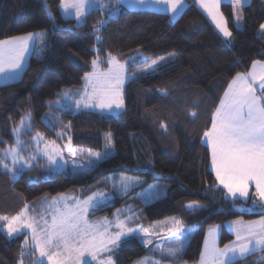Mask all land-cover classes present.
<instances>
[{
	"label": "trees",
	"instance_id": "trees-1",
	"mask_svg": "<svg viewBox=\"0 0 264 264\" xmlns=\"http://www.w3.org/2000/svg\"><path fill=\"white\" fill-rule=\"evenodd\" d=\"M189 3L176 18L164 12L133 10L108 0L105 7L90 9L84 21L61 14V0H0V40L46 33L44 43L35 36L27 67L21 77L0 85V148L14 143L13 128L27 110L32 111L31 130L23 137L42 134L61 141L56 132L69 131L79 147L101 149L105 131L112 133L115 154L102 160L83 176L56 171L45 176L44 161L38 159L12 179L0 165V216H13L27 203L43 195L74 192L86 195L98 187L114 194L109 202L91 210V216L111 215L117 208L138 201L148 221L178 216L194 230L181 260L197 262L206 229L222 226L220 244L233 235L225 222L237 217L252 219L257 211L245 208L248 200L230 197L218 185L209 168L210 153L202 136L230 80L256 61H264V0L242 6L243 27L235 25L230 3L221 11L232 33L225 41L196 7ZM103 20L96 43L94 25ZM97 45V48H95ZM140 52L128 70L154 64L161 72L135 78L124 88L125 109L119 114L90 110H61L52 102L61 93L77 89L98 54L107 66L109 53L126 60ZM51 102V103H50ZM49 109L61 114L52 122L42 119ZM58 109V110H57ZM127 185V187H125ZM196 201L194 207L186 204ZM242 208H238L241 207ZM244 207V208H243ZM0 222V264H16L19 258L33 260L35 251L24 245L25 234L8 237ZM143 244L132 237L114 253L117 264H132L146 254ZM233 264H264V250L234 260Z\"/></svg>",
	"mask_w": 264,
	"mask_h": 264
},
{
	"label": "snow or ice",
	"instance_id": "snow-or-ice-1",
	"mask_svg": "<svg viewBox=\"0 0 264 264\" xmlns=\"http://www.w3.org/2000/svg\"><path fill=\"white\" fill-rule=\"evenodd\" d=\"M164 2L168 3L171 10L175 12L181 0H164ZM219 2L220 0H200V3L214 20H216V9ZM242 2L243 0H232L234 6H237V20L241 18L238 8ZM116 3L119 4L120 0H116ZM138 3L144 4L145 0H138ZM61 5L66 11L68 9L75 10L74 15L78 23L86 16L89 7L96 6L95 0H61ZM100 7L103 8L104 5L101 3ZM116 10L118 11V8ZM99 23L103 25L104 21L101 20ZM216 26L225 37H231L232 33L225 23L217 21ZM93 27L99 33L100 29L95 25ZM260 28L264 30V24H261ZM35 36L41 38V44L44 43L46 37L44 32H29L24 36L0 41V74H4L7 78L15 76L21 67L23 54L28 51L29 42ZM96 39L99 41L101 37L97 35ZM97 59L92 60L93 70L85 72L83 77L86 85L92 84L93 91L88 93L87 88H85V92L80 94V99L75 100L74 103L77 108L81 104L84 107H96L102 110L112 109L113 105L120 108L123 105L120 87L130 74L127 63H121L116 56L109 53L108 62L111 67L104 74L103 79L106 86L99 88L96 83H93L99 80L96 71ZM6 68L9 71H6ZM131 75L134 76L135 74ZM256 79L254 73L248 75L237 73L236 78L229 85V91L225 92L227 102L221 101V106L216 109L213 115L211 129L205 131L204 136L208 138L207 142L211 147L212 166L216 172V178L227 189L228 193L233 197H236L237 194L241 197H247L249 183L254 181L255 195L264 201V75L259 76V89L261 90L259 96L256 94L257 88L254 87ZM63 95L68 96V92H64ZM26 120L30 127V113L21 117L19 126L13 128V133L17 135L16 143L4 150L5 158L0 159V165L8 169L9 164L6 162V158L11 157L12 167L10 170L14 174L21 170L17 167L21 160L30 164V160L20 154L19 145L21 141L18 138L21 130L25 127ZM37 137H40V133H37L33 139ZM70 141L71 138L69 137V145L64 147L69 148L71 153ZM50 143L52 147L49 149L46 144L43 154L48 157L49 161L55 162V157L60 155V150L56 147L55 141ZM108 144H111L110 133L108 134ZM94 155L97 158L100 156L99 153ZM31 159L34 160L36 157L31 156ZM106 200L107 196L104 193L96 191L83 201H77L72 208L65 205V211L60 212L57 209L58 215L52 217L51 225L42 229L44 233L42 237L36 235L35 221L29 222V219L24 216L23 210L12 217L0 216V221L6 222L4 226L7 228L9 236L19 232L21 228L32 229V238L36 249L41 257L46 256L48 258L50 264H87V261H83L85 254L95 260L100 251H111L112 247L119 246L121 237L137 231L135 228L128 227L125 221L119 220L116 223L119 230L114 234L109 233L107 226H104L103 231H101L99 222L90 224L86 219L88 210L90 208L95 209ZM197 203L193 201L189 207ZM119 211L117 210V213ZM103 219L106 221V218ZM172 219L174 220V232H180L183 225L175 218ZM144 231L145 233L148 232L147 229ZM242 232L245 233L244 236L241 235ZM183 239V236L179 237L177 246L169 247L162 252H166L168 257L177 259L182 250L179 241ZM236 241L225 244L223 249H220L216 247L214 239L211 248L208 247L206 240L205 251L201 253V264H207L209 260L212 261V264H233L237 258V253L244 256L250 251L264 250V216L259 221H252L246 226L237 228ZM27 242L26 238L25 244ZM143 242L145 245L152 243L151 239H145ZM100 264H113L111 256H108L106 261H101ZM140 264H148V258H145ZM154 264H161V261H154Z\"/></svg>",
	"mask_w": 264,
	"mask_h": 264
},
{
	"label": "rangeland",
	"instance_id": "rangeland-1",
	"mask_svg": "<svg viewBox=\"0 0 264 264\" xmlns=\"http://www.w3.org/2000/svg\"><path fill=\"white\" fill-rule=\"evenodd\" d=\"M103 2L104 0H101V1L96 0L95 7H99L100 4ZM106 3H107V0L105 1L103 5L105 6ZM103 8L106 9L109 7H103ZM109 9L112 11V15L118 12L115 6ZM63 12H65V14L67 12H71L72 14H74L75 10L68 9L66 11L63 8ZM96 27L101 29V24L99 23ZM97 35L100 36L99 33H97L96 36ZM97 42L98 41L96 39V43ZM95 48H97V45H95ZM141 56L142 54L138 52L135 55L130 56L126 60H119L118 58L117 59L121 63H127V66L129 67L130 63L135 64L136 60ZM173 56L174 54L170 53L166 57L171 58ZM165 58H159L158 61L155 62L154 64H151L145 67L136 68L132 71L128 70L130 74L126 77V79L124 80L123 84L120 87V96L123 100V105L120 108H116L115 105H113L112 109L102 110L96 107H84L83 104H81V106L77 108L74 101L80 99V94L85 92V88H87L88 93H91L93 91L92 84L86 85V81L84 79H83V83L81 87L77 89L65 91V92H68V96H64L63 95L64 92L61 93V96L56 101L52 102V104L61 110H73V111L90 110V111H98L104 114H114V115L119 114L123 112L125 109L124 88L127 82L135 78L153 76L161 72L162 69L168 68V67L161 68V62ZM94 59H97L96 71L98 73L99 80L94 81L93 83H96L97 87L103 88L106 86L103 83L104 74L107 73L109 68L111 67V65L108 62L109 58H107L108 64L105 67L101 65V57L98 54L95 56ZM257 61H260V60H257ZM262 63H264V61ZM92 70H93V66L91 68V71ZM131 74H135V75L133 76ZM259 92L261 93V90ZM55 110L49 109L42 116V119L48 124V126L52 128H53L52 122L57 121L61 116V114ZM29 113L31 115V121H32L33 115H32L31 110H27L23 117H25ZM56 118L58 119L56 120ZM17 126H19V122L15 127ZM31 127H32L31 123L29 127L28 121L26 120L25 127L21 130L19 137H18L19 140L21 141V144L19 145L20 154L24 156L25 158H27L28 160H30V164L26 163L24 160L20 161L17 167L20 168L21 170L32 167L34 164H37L38 159H42L44 161V166H46L47 171H51L47 173L45 176H50V173L54 174V172L56 171H63L65 174L70 175V176H83L87 174L91 168L97 166L102 160L115 154V147L113 143L112 133L110 131L104 132L103 146L101 149H94L91 147H79L73 144L72 141H70V147L72 149V152L70 153L69 148L64 147L65 145H69V137L71 138L68 130L61 129L56 132V137L61 139L60 142L57 140H47L42 134H40V137H37L36 139H33V137H35L36 134L28 138L23 137V135H25L28 130H31ZM109 133L111 134V144H108V134ZM12 134L14 137V143L11 146H13L17 140V135L14 134L13 131H12ZM51 141H55L56 147L58 148V150H60V155H57L55 157V162L49 161L48 157L43 154V150H45L46 144L48 145L49 149L52 147L50 143ZM11 146L0 148V159L5 158L4 150L8 149ZM95 153L100 154L99 158H97V156L94 155ZM31 156H35L36 159L34 160L31 159ZM6 162L9 164V168L6 169L2 165L1 167L3 168V170L10 173L12 179L16 178L21 170L16 172L15 174L10 170L12 167L10 156L6 158ZM96 191L102 192L107 196V200L104 203L109 202L110 200L114 198V194L103 187H98L95 190L87 193L86 195H81V196L78 194H75L74 192H61V193H58L52 196L43 195L40 198L36 199L35 201L27 203L18 213H20L23 210L24 216L29 219V222L35 221L34 227L36 230V235L38 237H42L44 235L42 229L47 228L49 225H51L52 217L54 215H58L57 209H59L60 212H63L65 211V205H67L68 208H72L77 203V201H83L84 199L87 198V196L92 195V193ZM253 191L254 193L252 195L251 204L249 206H246L245 208H247L248 210H255V209L263 208L264 201H261L260 198L255 195L256 190L253 189ZM227 195L230 197H233L229 193H227ZM236 197L240 198V196H236ZM248 198L249 197L247 198L245 197L242 200L246 201L248 200ZM104 203H101V204H104ZM190 203H187L186 205L189 207ZM194 206H196V204L193 205L192 207ZM238 208H242V206ZM91 210H93V208H90L88 210L86 219L90 224H96L97 222H99L101 225V228H100L101 231H103L104 226H107L109 233L114 234L116 231L119 230L116 227L117 220L125 221L128 227L135 228L137 231L135 233L128 234L125 237H121L119 241V246L112 247L111 251H107V250L100 251L95 260H93L91 256L85 254V256L83 257V261H87V264H100L101 261H106L108 256H111L113 264H117L114 258V253L122 246V244L125 241L129 240L132 237L139 240L147 251L146 254L142 258H138L132 264H140V262L144 261L145 258H148V264H154V261H161V264H201V254H200L198 261L194 263H187L181 260L186 244L188 240L190 239V236L194 230V227L184 224L178 216L174 215V216H169L164 219L148 221L145 218L142 205L136 200L131 201L130 203L117 208L111 215H97L93 217L90 215ZM117 210H120L119 213H117ZM2 216H7V215H2ZM262 216L255 217L252 219H244L242 217H237V218L226 221L224 223L225 227L233 235V238L225 242L222 245L220 244V234H221L222 226L220 224H217V225H212L208 227L205 232V238L203 241L201 253L205 251V241L206 240L208 241L209 248L212 247L213 239H214L216 247L223 249L225 244H230L231 242L236 241V229L237 228L246 226L249 222H252V221H259ZM7 217H12V216H7ZM103 218H106V221ZM172 218H175L176 221H179L180 224L183 225L180 232H174V229H173L174 220ZM45 221H47V224H45ZM0 222L2 224L1 229L10 238L22 235L24 233L25 239L27 238V241H28L27 244H25V239H24V245L31 247V249H33L36 253L33 260L19 258L16 264H40V262H42V264H50L48 258L46 256L41 257L39 251L36 249L35 242L33 241V238H32L33 237L32 229L21 228L19 232L13 233L11 236H9L7 232V228L4 226L6 222H3V221H0ZM144 229H147L148 232L145 233ZM241 235L244 236L245 233L242 232ZM181 236H183L184 239L182 241H179V246L181 247L182 250L178 254L177 259L168 257L166 252H162V250H166L169 247L177 246L178 238ZM145 239H151L152 243L145 245V243L143 242ZM236 242L239 243L238 241ZM249 247L251 248V245ZM259 250L260 249H257L256 251H259ZM252 252H255V251H250L249 253H246L244 256H240L237 253L236 259L243 258ZM207 264H212V261L211 260L207 261Z\"/></svg>",
	"mask_w": 264,
	"mask_h": 264
},
{
	"label": "crops",
	"instance_id": "crops-1",
	"mask_svg": "<svg viewBox=\"0 0 264 264\" xmlns=\"http://www.w3.org/2000/svg\"><path fill=\"white\" fill-rule=\"evenodd\" d=\"M105 1L106 0H104V2L102 4H104ZM249 1L250 0H243L242 4L239 6L238 11H239V14L241 16V18L239 20H237V6H234V4L232 3V0H220L218 8L216 9V20H214L213 17L208 14V11L200 3V0H195V5L201 11V13L205 16V18L209 21V23L213 26V28L216 30V32L221 36V38L224 39L225 41H228V40H230L231 37H225L224 34L216 26L217 21H221V22L225 23L226 26L228 27L226 19H225L224 15H223V13L221 11V7H220L221 3H223V2L224 3H230L232 5V8H233V19H234L235 25L237 27L241 28L243 26L242 6L247 4ZM95 3H96V0H95ZM188 3L189 2L187 0H181V3L177 7V10L175 12H173L171 10V6L168 3L164 2V0H145L144 4H139L138 0H120V4L122 6H124V7H126V8L133 9V10H153V11H157V12H164V13H167L171 17V19H173V20L176 19L182 13V11L185 9V7L187 6ZM93 8H100V6L99 7H89L87 12L90 9H93ZM60 11H61V14L63 16L74 18L76 23L79 24L77 22V19H76L74 14H72L71 12H67L65 14V12H63V8H62L61 4H60ZM84 17L81 19L82 22H80V24L83 23ZM221 17L223 18L222 20H221ZM262 24H264V22ZM228 29H229V27H228ZM229 31H230V29H229ZM24 35H26V34L19 35V36H24ZM19 36H14V37H19ZM11 38H13V37H10V38H7V39H3V40H0V41L11 40ZM34 39H35V37H33L32 41L29 42L28 51L24 52L23 61L21 63V67H20L19 70H17L15 76L13 78H7L4 74H0V85L16 81V80H18L21 77L22 73L24 72L25 68L27 67V64H28V61H29V57H30V54H31V51H32V48H33ZM262 62L263 61H261V60L260 61L256 60L250 65L248 70L238 72V73L243 74V75H248L249 73H254L256 75L257 79H256V82L254 84V87L257 88V93L256 94L258 96L260 95V92H259L260 91V89H259V83H260L259 76L264 75V63H262ZM6 71H9V69L6 68ZM236 76H234L230 80V82L228 83V85L225 88V91H224V93H223V95H222V97H221L216 109L221 106V101L222 100H225L227 102V98L225 97V92L229 91V85L232 84V82H233L234 78H236ZM249 78L251 79V77H249ZM216 109H215L214 113L216 112ZM214 113H213V115H214ZM212 120H213V116H212ZM211 126H212V121H211V125H210L209 129H211ZM207 139L208 138L205 137L204 134H203L202 142L208 147L209 153H210L209 168L213 172L218 185H220L222 188H224V186L222 184H220V182L216 178V172H215V170H214V168L212 166L211 147L208 144ZM224 189L228 193L227 189L226 188H224ZM253 189L256 190L254 181L249 183V189H248V196L247 197H249V195L251 193V190H253ZM237 196H239V194H237ZM244 198L245 197H241L240 196V199H244Z\"/></svg>",
	"mask_w": 264,
	"mask_h": 264
},
{
	"label": "water",
	"instance_id": "water-1",
	"mask_svg": "<svg viewBox=\"0 0 264 264\" xmlns=\"http://www.w3.org/2000/svg\"><path fill=\"white\" fill-rule=\"evenodd\" d=\"M257 214H258V215H263V216H264V208L261 209V210H259V211H257Z\"/></svg>",
	"mask_w": 264,
	"mask_h": 264
}]
</instances>
